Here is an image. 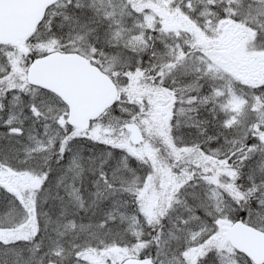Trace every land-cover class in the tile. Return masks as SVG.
<instances>
[{"label": "snow or ice", "instance_id": "obj_1", "mask_svg": "<svg viewBox=\"0 0 264 264\" xmlns=\"http://www.w3.org/2000/svg\"><path fill=\"white\" fill-rule=\"evenodd\" d=\"M0 264H264V0H0Z\"/></svg>", "mask_w": 264, "mask_h": 264}]
</instances>
